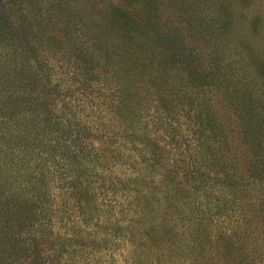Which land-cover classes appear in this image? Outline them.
Returning <instances> with one entry per match:
<instances>
[{
    "label": "trees",
    "instance_id": "1",
    "mask_svg": "<svg viewBox=\"0 0 264 264\" xmlns=\"http://www.w3.org/2000/svg\"><path fill=\"white\" fill-rule=\"evenodd\" d=\"M42 38L153 116L80 146ZM0 264H264V0H0Z\"/></svg>",
    "mask_w": 264,
    "mask_h": 264
},
{
    "label": "rangeland",
    "instance_id": "2",
    "mask_svg": "<svg viewBox=\"0 0 264 264\" xmlns=\"http://www.w3.org/2000/svg\"><path fill=\"white\" fill-rule=\"evenodd\" d=\"M20 11L17 12L19 14ZM22 17H16L15 23L23 22ZM78 37V36H77ZM45 38L37 41V62L47 64L45 71L51 70V85L59 83L60 93L55 97L54 111L60 114L62 120L70 123V136L82 147L103 149L117 138L121 137L130 124L144 122L153 116V103L135 110L125 120L123 109H119L118 86L109 73L95 74L89 80L83 81L81 74H75L77 61L76 52L60 49ZM85 51L94 46L91 36L81 35L76 40ZM34 46V47H35ZM42 65L36 67L40 72ZM220 117L227 127L229 136L235 147H239V124L232 110L218 104ZM128 118V117H127Z\"/></svg>",
    "mask_w": 264,
    "mask_h": 264
}]
</instances>
